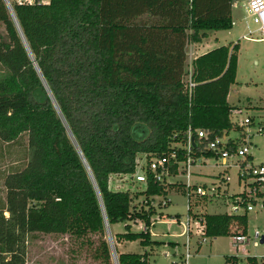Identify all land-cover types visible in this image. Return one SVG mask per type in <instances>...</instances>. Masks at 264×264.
Segmentation results:
<instances>
[{"label": "trees", "instance_id": "1", "mask_svg": "<svg viewBox=\"0 0 264 264\" xmlns=\"http://www.w3.org/2000/svg\"><path fill=\"white\" fill-rule=\"evenodd\" d=\"M234 1H15L12 15L0 0V140L18 143L27 134L24 154L15 157L21 165L4 176L0 264H25L26 242L40 233L89 244L96 235L94 258L112 264L105 222L139 217L149 224L153 207L130 211L138 193L113 190L110 176L133 172L139 153L160 156L175 149L181 157L175 144L186 141L189 126L213 138L234 125L236 107L227 95L236 79L237 44L193 60L191 98L183 83L186 41L230 29ZM148 177L147 189L139 192L166 195L165 185ZM175 190L184 192L182 185ZM204 216L208 236L232 233L231 217ZM124 227L120 240L161 244L148 231ZM118 260L148 264V255L119 252Z\"/></svg>", "mask_w": 264, "mask_h": 264}, {"label": "built area", "instance_id": "2", "mask_svg": "<svg viewBox=\"0 0 264 264\" xmlns=\"http://www.w3.org/2000/svg\"><path fill=\"white\" fill-rule=\"evenodd\" d=\"M34 1L35 0H17L16 2L33 3ZM7 2L9 5L11 4L10 0H7ZM246 5L251 20L253 24H255L256 31L259 34V37L255 39L264 40V0H246ZM191 74L192 68L190 67L187 77H183L184 90L189 98H191L195 86ZM233 123L234 125L229 130H224L222 135L213 138L207 130L201 128L192 129L189 126L186 131V141L175 144V146L183 150L181 157L177 154L175 149L171 151L170 154L160 156L139 153L135 158L134 171L127 173L130 176L131 182L133 181L142 185L140 189L141 192L147 189L149 173L154 183L165 185L164 189L166 195L153 194L146 197V195L143 194L145 204L148 207L140 205L136 210L143 208L144 211H148L149 207H153L150 204V200H152L151 197L160 198L162 200V205L171 201L169 195L167 196L168 185L175 184V181L166 182V177L179 178L178 185L183 186L184 192L179 191L177 193L186 194L188 197L185 221L181 222L179 220L180 215L178 214L173 217L166 215V217L165 215L161 216L159 212L155 214L154 211V213L149 216V224H146V222L139 217L129 219L124 223H128L129 225L130 223H136L138 226L137 231H148L153 236L159 235L153 231V226L155 224L179 223L181 231L172 235L185 236L186 238L183 243L184 249L178 254V257L183 259L185 264L188 263V260L193 254L192 247H194V251L196 252L204 242L212 241L218 237L208 236L206 234L205 213H221L232 218L230 222L232 233L229 237L232 240L233 254L225 255V264H236L238 259H241L240 255H244L248 259L249 257L255 258V264H264V232L260 233L258 230H255L253 238H250L247 233V223L244 224L237 219V217L247 218L248 212L252 211L254 206H258L259 209L263 211L264 219V161L255 163L250 151L254 135L264 132V121L261 120L255 123L252 117L247 116ZM231 130L236 131L237 134L229 135ZM195 138L198 139L197 144ZM199 150L200 152H198ZM202 150L210 151L212 155L205 156L201 152ZM138 155L141 156L138 158ZM171 168H173L174 171L171 170ZM202 168H210L212 170L206 173L210 175L209 182L196 181V178L202 176V174L206 175L205 172H202ZM231 169L236 171L237 183L242 184L241 190L235 193H228L229 173ZM112 175L120 176V179L116 178V180H119L121 185L123 184L125 174ZM126 190L131 193L134 192V190ZM205 201L215 208L220 203L224 202V204L228 206V209L224 211H208L205 208ZM133 206L134 204L132 203L130 211L134 210ZM6 213L7 212H5V216H8V213L7 215ZM110 228V225L106 221L105 231H107L108 236L107 242L109 244L111 262L112 264H120ZM192 238L195 240L191 245ZM252 239H254L252 242L253 247H257L260 244L263 245V252L261 254L249 255L248 246H250V241H252ZM261 239H263L262 242ZM171 242L179 243L177 241ZM174 247L176 248L178 245L176 244ZM176 253L177 250L175 251V254ZM1 255L5 256V260L9 257L6 253H1ZM257 257L260 258L259 261H257ZM25 264H27L26 259ZM248 264H251L249 260Z\"/></svg>", "mask_w": 264, "mask_h": 264}, {"label": "rangeland", "instance_id": "3", "mask_svg": "<svg viewBox=\"0 0 264 264\" xmlns=\"http://www.w3.org/2000/svg\"><path fill=\"white\" fill-rule=\"evenodd\" d=\"M244 1V0H243ZM15 2V0H10V3ZM242 2H240L241 4ZM11 5V4H10ZM252 21V20H251ZM251 28H254V31L247 34L251 38L240 39L239 43L241 46L239 51V65L236 73V81L234 87L230 91L229 101L234 106L238 107L230 115V120L232 122H237L239 119H243L247 116H250L254 119L255 123L258 121H264V40H258L255 38L259 37L258 32L256 31L255 24L251 23ZM212 33V35H211ZM225 31L217 32L216 34L219 38L222 39V42L229 43L231 37H225ZM0 35L5 36V31L3 25L0 23ZM214 32H210V38L208 41L211 44H208V47H211L215 42ZM207 41V42H208ZM238 42V41H236ZM206 43V42H205ZM214 46V45H213ZM190 45L186 48L188 50ZM212 48V47H211ZM206 51V50H205ZM201 51L199 54L205 52ZM187 57V55H186ZM190 65L186 62L184 71V77H187L189 72ZM234 89H237V92H234ZM247 100L252 101V104L248 105ZM237 134L236 131L231 130L229 135ZM27 142V134H23L20 138V142L13 143L15 149L11 154H15V157L18 155L24 154L25 144ZM3 149L0 148V153ZM16 151V152H15ZM250 151L253 155V160L255 163L264 161V132L258 135H254L252 138V144ZM4 152V151H3ZM141 155H138V158ZM14 158V157H13ZM7 160V159H6ZM4 157L1 158L0 163V198L4 199L6 191L4 187V176L6 168L9 162H7ZM18 161V160H17ZM22 161L17 162L14 165H21ZM12 165V163H11ZM202 172L208 173L212 170L210 168H202ZM209 174H202L196 178L197 182H209ZM229 185L228 193H235L242 188V184H238L236 180V171L234 169L230 170L229 173ZM118 175H112L110 177V186L113 190H134L138 194L133 196V204L144 207H148L145 204V198L140 189L142 185H139L135 182H131L130 176L125 174L123 184L121 185ZM178 177H166V182L172 181L175 184H169L167 196L171 201H168L165 205H162V200L158 197H151L150 200L151 206L155 209V214L160 213L161 216H176L180 215L179 220L185 221L187 214V195L182 193H177L179 191L175 190L178 185ZM168 185V186H169ZM171 185H174L171 187ZM205 208L208 211H224L228 209V206L223 203H220L216 208L208 202H204ZM7 215V213H6ZM166 216V217H167ZM154 217V215H153ZM247 220V233L250 238H253V233L255 230H258L260 233L264 232V219L263 211L259 209L258 206H254L252 211L248 212ZM124 222H119L112 224L110 230L112 232L114 246L119 252H136V253H145L148 255V264H185L183 259L178 257L180 251H182L183 243L185 242V236H173L172 234L178 233L181 231V226L177 224H162L157 223L153 226V231L159 235H151V239L160 241V245H149L142 246L138 240L136 241H125L120 240L117 237V234L123 233L125 231ZM132 231L138 232V226L135 223H130ZM104 238L108 240L107 231H105ZM194 238L191 239V245L194 243ZM89 241H92V244L85 239L71 237L68 234H44L40 233L38 236L32 240L27 241L26 246V263L27 264H100L98 260L94 258V248L97 246L98 237L96 235L89 236ZM171 241H177L171 242ZM252 241H250L249 255H258L263 252V245L260 244L257 247H253ZM167 243V244H166ZM166 244V245H165ZM178 247H174L175 245ZM109 245V244H108ZM192 256L188 260L187 264H225V255L233 254V245L232 240L229 235L221 236L213 239L212 241L204 242L198 251H194L192 247ZM177 253L175 254V251ZM241 259H238L236 264H248V258L244 255H240ZM260 258L257 257V261Z\"/></svg>", "mask_w": 264, "mask_h": 264}, {"label": "crops", "instance_id": "4", "mask_svg": "<svg viewBox=\"0 0 264 264\" xmlns=\"http://www.w3.org/2000/svg\"><path fill=\"white\" fill-rule=\"evenodd\" d=\"M15 1H17V0H15ZM41 1L47 3L49 0H41ZM240 2H242V3L240 4ZM231 17H232V27L230 29L213 31L215 34L214 35L215 42H214V44H212V46H211L212 48L211 47L207 48L208 44H211L208 41V39L210 38V32L211 31H208L206 37H204L200 42L194 43V42H191L190 40L186 41L185 46H184V51H185V56L187 55V57H185L184 68H185L186 62L192 68V62L197 56H199V55H201V54H203V53H205V52H207V51H209L215 47L225 45V46H228L229 49L231 50L234 44L238 45V50L236 52V54H237V68H238L239 51H240V47H241V46H239L240 45L239 40L241 38L242 39H247L248 37L251 38V36H248L247 34L254 31V28H251V23H253V22L251 21V17L248 13L246 0H244V1L243 0H236L232 3ZM221 31H225V33H223V34H225V37H228V36L231 37L229 39L228 44L222 42V39L219 38V36L216 34L217 32H221ZM211 35H212V33H211ZM236 41H238V42H236ZM188 45H190V48L188 50H186ZM201 51H205V52L199 54ZM235 83L238 84L239 82H237L235 79ZM235 83L231 84L229 87V92L227 95V101L229 103H230V101H229L230 91L234 87ZM234 92H237V89L236 90L234 89ZM247 104L248 105L252 104V101L247 100ZM230 105L234 106L232 103H230ZM234 107H236V106H234ZM236 108H238V107H236ZM0 148L3 149V151H4V152L2 151V153H0V163H1V158H3V157L5 160L7 159L6 160L7 162L10 161V163H8L6 168L3 169V171L8 173L11 170V166L16 164V162H17V160H16L17 158H15L16 153L15 154L10 153L12 151L14 152L15 147H14L13 143H5V142H2L0 140ZM11 163H12V165H11ZM218 237H221V236H218Z\"/></svg>", "mask_w": 264, "mask_h": 264}, {"label": "water", "instance_id": "5", "mask_svg": "<svg viewBox=\"0 0 264 264\" xmlns=\"http://www.w3.org/2000/svg\"><path fill=\"white\" fill-rule=\"evenodd\" d=\"M4 1H5L6 5H7V7L9 8L10 13L13 15L12 7L9 5V3L7 2V0H4ZM262 241H263V239H261V242Z\"/></svg>", "mask_w": 264, "mask_h": 264}]
</instances>
